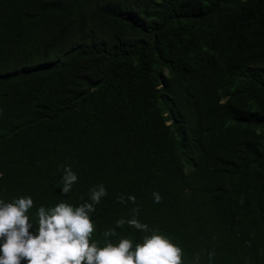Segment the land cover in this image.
I'll return each mask as SVG.
<instances>
[{
    "label": "trees",
    "instance_id": "obj_1",
    "mask_svg": "<svg viewBox=\"0 0 264 264\" xmlns=\"http://www.w3.org/2000/svg\"><path fill=\"white\" fill-rule=\"evenodd\" d=\"M100 183L99 246L135 207L182 264H264V0H0V199Z\"/></svg>",
    "mask_w": 264,
    "mask_h": 264
},
{
    "label": "clouds",
    "instance_id": "obj_2",
    "mask_svg": "<svg viewBox=\"0 0 264 264\" xmlns=\"http://www.w3.org/2000/svg\"><path fill=\"white\" fill-rule=\"evenodd\" d=\"M77 179L71 166L63 165L60 192L69 193ZM106 194L100 183L89 189L87 200L75 206L63 199L51 207L39 205L35 221L28 211L33 206L30 195L0 199V264H182L181 247L167 235L150 230L148 224L137 218L135 207L129 217L117 218L115 227L101 233L103 246L90 240L91 214ZM152 197L153 202L161 199L157 191H153ZM116 199L125 202L123 195ZM126 199L134 201L135 196L128 194ZM125 224L150 234L136 242L128 237L112 240L116 229ZM212 255L208 253V264H212ZM193 264H200L198 255L193 257Z\"/></svg>",
    "mask_w": 264,
    "mask_h": 264
}]
</instances>
